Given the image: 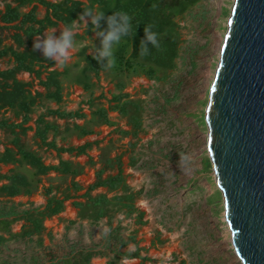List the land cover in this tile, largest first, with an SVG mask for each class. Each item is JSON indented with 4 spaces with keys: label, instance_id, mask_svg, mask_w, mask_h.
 I'll list each match as a JSON object with an SVG mask.
<instances>
[{
    "label": "rangeland",
    "instance_id": "374dc122",
    "mask_svg": "<svg viewBox=\"0 0 264 264\" xmlns=\"http://www.w3.org/2000/svg\"><path fill=\"white\" fill-rule=\"evenodd\" d=\"M129 1L0 0V264H240L204 122L233 0L168 12L157 34L175 44L167 65L137 54L130 73L89 71L99 44L79 20L83 47L64 63L31 47L64 27L42 2L69 23Z\"/></svg>",
    "mask_w": 264,
    "mask_h": 264
},
{
    "label": "water",
    "instance_id": "95a60500",
    "mask_svg": "<svg viewBox=\"0 0 264 264\" xmlns=\"http://www.w3.org/2000/svg\"><path fill=\"white\" fill-rule=\"evenodd\" d=\"M204 122L233 253L264 264V0H233Z\"/></svg>",
    "mask_w": 264,
    "mask_h": 264
},
{
    "label": "clouds",
    "instance_id": "9594fccd",
    "mask_svg": "<svg viewBox=\"0 0 264 264\" xmlns=\"http://www.w3.org/2000/svg\"><path fill=\"white\" fill-rule=\"evenodd\" d=\"M79 20L85 28L91 25V31L98 39V47H95V55L92 59L100 64L103 62L105 69H113L116 64V51L125 38L130 40L135 36L133 32L131 17L127 12L115 10L105 15V12L95 6L84 7L83 10L71 20L58 35H54L55 30H50L49 34L42 39L37 37L32 42V49L39 50L42 57L64 63L72 50L83 44L74 43V33L77 30L76 21ZM101 22L103 27H101ZM131 34V35H130ZM158 47L157 33L152 31L151 25H144L142 28V38L138 41V55H146L148 46ZM128 54L131 55L129 47ZM131 247V246H130ZM126 264V262H125Z\"/></svg>",
    "mask_w": 264,
    "mask_h": 264
},
{
    "label": "trees",
    "instance_id": "16d2710c",
    "mask_svg": "<svg viewBox=\"0 0 264 264\" xmlns=\"http://www.w3.org/2000/svg\"><path fill=\"white\" fill-rule=\"evenodd\" d=\"M70 1L71 0H64V4L67 5V3H69ZM106 1L108 0H94V2L98 5L105 4ZM191 1L192 0H131L125 5L117 4L115 7H112L111 9L105 11V15L110 14V12L115 10H122L127 12L128 15L131 17L132 29L133 32H135V36L131 40L129 38H125L123 40L124 45L122 49L124 50V54L120 53L116 56V70L119 72L125 71L130 73L135 69L137 65L136 56L138 54V41L142 38V28L144 25H151L152 31L158 34L168 24V12L179 7L183 3H190ZM42 3L52 9V12H54L55 17L59 21H61L64 26L68 24L65 19H62L57 15L60 9L59 6L50 5L45 2ZM157 41L158 47L153 48L151 45H149L147 54L143 56H145L146 59L153 64L167 65L169 63H172V60L176 55L174 42L171 40L169 41V43H167L166 41L160 39L158 36ZM129 46L134 47L135 55L131 54L127 57L126 49ZM86 63L87 69L94 73H97L99 70L104 69L101 63L97 64V62L91 59L90 57L86 58ZM120 90H122V87H120ZM120 97H124V95H121ZM101 113H104L105 115L104 110H102ZM104 118L105 124H109L108 120L106 119V116H104ZM120 181L121 179L118 175L105 181H96L94 183V186L113 187L114 185H116V183Z\"/></svg>",
    "mask_w": 264,
    "mask_h": 264
},
{
    "label": "bare ground",
    "instance_id": "6f19581e",
    "mask_svg": "<svg viewBox=\"0 0 264 264\" xmlns=\"http://www.w3.org/2000/svg\"><path fill=\"white\" fill-rule=\"evenodd\" d=\"M222 41H223V37H221L220 38V42H221V44H222ZM220 47H221V45H220ZM220 47L218 48L219 50H218V57H219V51H220ZM214 73H215V71H214ZM214 73H213V77H214ZM211 84V83H210ZM210 84H209V87H210ZM206 107V106H205ZM205 110V109H204ZM223 213H224V211H223ZM223 220H224V217H223ZM225 222V221H224ZM226 225V224H225ZM227 227V226H226ZM228 229V228H227ZM228 232H229V229H228ZM229 235H230V232H229ZM229 242H230V236H229Z\"/></svg>",
    "mask_w": 264,
    "mask_h": 264
},
{
    "label": "crops",
    "instance_id": "0c3cea01",
    "mask_svg": "<svg viewBox=\"0 0 264 264\" xmlns=\"http://www.w3.org/2000/svg\"><path fill=\"white\" fill-rule=\"evenodd\" d=\"M49 71H51L50 69H49ZM44 78V77H43ZM11 126V125H10ZM103 181H105V180H103ZM101 187H103V186H101Z\"/></svg>",
    "mask_w": 264,
    "mask_h": 264
}]
</instances>
